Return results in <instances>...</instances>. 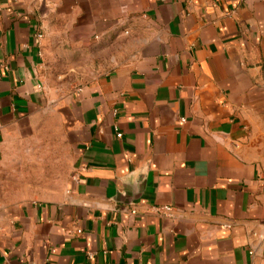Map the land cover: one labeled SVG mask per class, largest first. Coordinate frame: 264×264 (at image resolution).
<instances>
[{
  "label": "crops",
  "instance_id": "obj_1",
  "mask_svg": "<svg viewBox=\"0 0 264 264\" xmlns=\"http://www.w3.org/2000/svg\"><path fill=\"white\" fill-rule=\"evenodd\" d=\"M49 121L0 264H264V0H0V167Z\"/></svg>",
  "mask_w": 264,
  "mask_h": 264
},
{
  "label": "rangeland",
  "instance_id": "obj_2",
  "mask_svg": "<svg viewBox=\"0 0 264 264\" xmlns=\"http://www.w3.org/2000/svg\"><path fill=\"white\" fill-rule=\"evenodd\" d=\"M57 73L60 75L65 72ZM82 74L75 73L73 76L70 73L62 80H69L71 86L53 90L64 93L76 90L85 82ZM41 127L48 130L43 135L30 136L27 140H12L11 148L5 154L4 164L0 167V175H6V183H1L0 186L15 197L49 198L65 186L69 169L67 165L52 159V144L55 141H52L51 131L54 126L49 121ZM41 145L45 148H41Z\"/></svg>",
  "mask_w": 264,
  "mask_h": 264
},
{
  "label": "built area",
  "instance_id": "obj_3",
  "mask_svg": "<svg viewBox=\"0 0 264 264\" xmlns=\"http://www.w3.org/2000/svg\"><path fill=\"white\" fill-rule=\"evenodd\" d=\"M37 38H41V35H37ZM182 121V120H181ZM117 137H120L121 135L119 134V133H117V135H116ZM261 177L264 179V172L262 173V175H261ZM157 212H159V213H162V214H164V215H169L170 213H171V211H172V208L171 207H167V206H165V207H159V208H157V209H155Z\"/></svg>",
  "mask_w": 264,
  "mask_h": 264
}]
</instances>
